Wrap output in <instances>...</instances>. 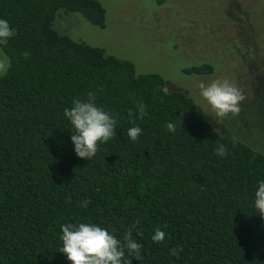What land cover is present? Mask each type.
<instances>
[{
  "label": "trees",
  "instance_id": "16d2710c",
  "mask_svg": "<svg viewBox=\"0 0 264 264\" xmlns=\"http://www.w3.org/2000/svg\"><path fill=\"white\" fill-rule=\"evenodd\" d=\"M230 1L169 4L182 34L166 41L186 53L185 76L231 65L245 72L240 85H264L263 10ZM59 9L104 27L97 0H0V19L16 32L0 45L10 62L0 75V264H71L59 252L69 223L96 224L121 241L131 229L142 259L125 250L130 264H264V219L254 207L264 152L219 132L189 92L168 89L161 75L137 73L129 60L57 33ZM201 47L207 51L188 52ZM89 92L117 119L115 138L91 160L76 156L63 114ZM134 126L142 129L136 141L127 135ZM157 228L166 234L161 243L151 239ZM172 248L182 249L178 257Z\"/></svg>",
  "mask_w": 264,
  "mask_h": 264
},
{
  "label": "rangeland",
  "instance_id": "374dc122",
  "mask_svg": "<svg viewBox=\"0 0 264 264\" xmlns=\"http://www.w3.org/2000/svg\"><path fill=\"white\" fill-rule=\"evenodd\" d=\"M97 1L105 10L103 28L89 24L77 13H66L60 9L52 20V28L73 40H81L90 46L101 48L105 54L129 60L137 73L155 72L161 75L167 80L168 89L189 92L198 110L208 117L211 125L219 132L236 137L252 148L264 152V85H240L237 76L244 75L245 72L240 67L233 71L231 65L226 66L224 72L211 76L192 78L182 74L179 71V59L184 58L186 53L181 55V50H172L166 41L167 36L171 35L175 41L176 36L182 34H178L176 27H180L173 25V18L168 13V5L176 0H166L162 5H157L156 0ZM192 1L180 0L179 6L186 7ZM263 1L245 0L248 8L256 12L262 9L264 14ZM227 3L232 5L230 0ZM188 37L185 34L181 37L182 40L178 39L180 44ZM204 50L202 47L197 50L190 48L188 52L195 56L196 53L207 51ZM215 80H227L243 93L245 99L240 104L241 112L238 116L229 115L224 119L216 117L200 95V83L209 84Z\"/></svg>",
  "mask_w": 264,
  "mask_h": 264
},
{
  "label": "clouds",
  "instance_id": "9594fccd",
  "mask_svg": "<svg viewBox=\"0 0 264 264\" xmlns=\"http://www.w3.org/2000/svg\"><path fill=\"white\" fill-rule=\"evenodd\" d=\"M16 32L7 20L0 19V45L7 44L8 40L15 36ZM29 53H24L27 59ZM10 62L8 57L0 51V75L7 73ZM200 95L214 111L215 116L221 119L229 115L236 117L241 112L240 104L245 99L243 93L235 85L227 80H215L209 84L200 83ZM95 93L89 92L87 100H74L73 106L64 109V116L71 125V141L74 144V152L81 159L91 160L98 151V144L106 143L115 138V126L117 119L102 107L95 103ZM139 117L147 115L146 106L143 103L136 105ZM132 114L130 110V115ZM180 126V118L178 120ZM177 125L169 122L166 128L169 132H175ZM142 129L138 126L127 130V135L132 141H136ZM216 155L224 157L227 148L220 144L216 148ZM254 207L259 216L264 219V181L258 183L254 193ZM90 201H82L81 205L87 207ZM62 241L61 253L65 254L71 264H130L125 259V250L136 260H141L142 245L132 239L129 229L123 241L111 234L105 228L92 223H71L61 225ZM165 232L157 228L151 239L154 243H161L165 238ZM182 249L172 248L170 254L179 256Z\"/></svg>",
  "mask_w": 264,
  "mask_h": 264
}]
</instances>
